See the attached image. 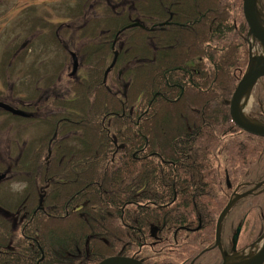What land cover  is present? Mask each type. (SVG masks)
Segmentation results:
<instances>
[{
    "label": "trees",
    "instance_id": "trees-1",
    "mask_svg": "<svg viewBox=\"0 0 264 264\" xmlns=\"http://www.w3.org/2000/svg\"><path fill=\"white\" fill-rule=\"evenodd\" d=\"M242 1L136 0L133 12L130 6L114 12L120 0H110L100 7L101 16L81 31L90 34L85 80L70 82L69 97L45 101L54 110L39 122L52 130L50 138L30 144L12 165L26 173V187L15 198H0V209L22 217L13 236L0 214V264H99L134 255L140 236L120 224L123 211L129 227L171 224L168 241L186 240L183 226L197 230L202 222L204 232L183 261L212 264L219 254L216 223L231 190L245 195L264 181V139L241 132L229 114L249 62ZM79 3L71 19L87 11ZM260 6L264 12V0ZM27 22V30L39 25ZM133 22L143 27L117 37L118 58L104 82L112 42ZM17 50L1 71L16 63ZM122 67L127 83L120 97L106 86ZM60 132L73 141H58ZM39 181L48 189L41 192ZM214 189L225 193V203L217 204ZM258 211L264 215V198ZM186 235L189 241L192 234ZM167 248L174 253L175 246Z\"/></svg>",
    "mask_w": 264,
    "mask_h": 264
},
{
    "label": "rangeland",
    "instance_id": "rangeland-1",
    "mask_svg": "<svg viewBox=\"0 0 264 264\" xmlns=\"http://www.w3.org/2000/svg\"><path fill=\"white\" fill-rule=\"evenodd\" d=\"M78 1L82 7L83 4L86 5L85 7L88 6V9L84 11V17L80 16V19H71L70 16L73 13L77 14L76 5ZM89 1L91 2L89 3ZM132 1L122 0L118 5L129 6L132 4ZM107 4L111 5L110 0H0V65L12 63L9 61V58L15 52L14 50L18 48L26 50V52L24 50L18 51L20 56L18 59H16L18 55L15 56L13 60L16 59V63L14 62L15 64L10 68L5 66L4 72L0 68V98L5 99L12 107L18 108L30 115V118L21 119L0 112V165L1 163L5 164L6 161L8 165L9 163L11 165L15 164L21 153L30 144H37V141L44 139V137L50 138L52 130L48 131L47 128L45 129L43 122L41 124L39 121L42 119L46 120L47 116L54 109L49 104L44 106V103L46 100L56 98L55 96L58 95L67 96L66 89L71 81L68 74L72 71L73 66L71 54L77 59V73H83L86 70L81 63L85 61L87 53L86 44L89 42L90 34L83 35L81 30L89 25L88 21L90 19L100 17L103 11L100 7H104ZM257 5H259V0ZM132 9L133 7L130 6L129 10L131 12H133ZM27 19H36L39 25L35 26L33 31L27 30V27L30 26ZM52 25H54L53 28ZM130 29L132 28L121 31L119 35ZM250 41L252 42V38H250ZM260 50L254 49L253 46L252 54L260 57ZM19 62L22 64L20 65ZM123 71L125 70L122 67V70L119 71L116 77L118 82L114 81L116 84L121 83L119 85L120 97L123 96L122 91L127 83L122 80ZM113 84L116 85L115 83ZM255 99L253 104V98L251 97L249 107L245 111V118L248 120H250L249 115L253 117L254 114H257L256 110L259 98L255 97ZM27 105H29V109L24 108ZM61 134L60 132L57 136L58 141L63 136ZM68 141L72 142L73 140L69 139ZM225 149H228V147ZM232 156L235 159V163L239 162L234 152ZM0 168L4 167L0 166ZM16 174L10 169L5 172L4 178L0 180L1 198L4 195L15 198L21 188H23V183ZM48 181L46 180L45 182ZM233 182L230 181L231 185ZM41 183L42 181H39V185L43 186ZM47 189L46 186L41 192ZM238 195L235 193L236 198L229 201V203L232 202L235 208L231 209L230 207L231 214H229L226 221H235V230H241V220L245 215V211H248L249 213L247 214V219L245 218L244 220L243 226L252 231V237L248 233L250 235L249 239L254 240L256 234H253V231L256 232L261 226L260 213L257 207H259V200L262 198L250 197L244 199V196H248L247 194L239 195L241 197H238ZM242 199L244 200L239 201ZM218 200L219 204H221L223 200L225 203L226 198L219 196ZM0 214L11 222L14 236L21 224L22 217L18 216V214L8 213L3 209H0ZM225 224L227 225V223ZM226 225H224L225 228ZM241 238H239L238 245Z\"/></svg>",
    "mask_w": 264,
    "mask_h": 264
},
{
    "label": "flooded vegetation",
    "instance_id": "flooded-vegetation-1",
    "mask_svg": "<svg viewBox=\"0 0 264 264\" xmlns=\"http://www.w3.org/2000/svg\"><path fill=\"white\" fill-rule=\"evenodd\" d=\"M121 1L122 0H120L119 3H121ZM134 1H136V0H133L132 4H133ZM119 3H115L116 7L113 8L114 12H117L121 8L124 11V9L126 7L130 6V5L129 6L123 5L122 6V4L118 5ZM107 5L109 6V4H107ZM259 9L262 10L261 6H260V2H259ZM82 29H84V28H82ZM247 43H248V41H247ZM249 50H250V45L248 43V59H249ZM262 55H263V53H261V56ZM82 64H83V68L86 69V66L84 67L85 64L81 63V65ZM77 70H78V67L76 65V70L74 72L71 71L68 74L69 80H71L70 82H78V83H80L81 81L85 80V77H86V74H87L86 70L83 73H77ZM110 81L111 82H109V84L106 86V88L109 89L111 92H113L115 94H119V92H120V86L119 85H121V83L119 82V84H116V82H118L117 78L115 79L116 82H114V80H110ZM113 83H115L116 85H114ZM110 84H111V86H110ZM37 90H39V89H37ZM69 90H70V83L68 84L67 89H66V91H67L66 95L67 96L58 95V96H55V97H69L70 96V92H71ZM253 94H254V97H252L253 101L255 102V100H256L255 97H258L259 98V103H258L257 110H256L257 114L256 115L254 114L253 117H252V115H250V116L257 123H259L261 125H264V78H262L261 80L258 81L257 85L254 88ZM0 102L9 105V103H7L6 100L3 99V98H0ZM24 108L25 109H29V105L24 106ZM65 138H69V133L66 134V135H63L61 137V140H64ZM197 152H198V154H203L204 153V151H202L200 149H198ZM22 155H23V152L21 153V155H20L19 159L17 160V162L15 164H12V165H17V163L21 161ZM62 160H63V158H60L59 162H61ZM202 162L203 161H200V163L198 164V167L200 169H202V167H201V165H202L201 163ZM12 165L10 163L8 165L7 161L5 162V164L1 163L0 166H2L4 168H0V173H1L0 180H2L4 178L5 172H7L8 169H10L12 171ZM46 166H49V162L48 161L46 163ZM15 173H17V172H15ZM16 175H18L20 177L21 182L23 183V188H21L20 192L18 193V195H19V194L22 193V191L26 187V183L23 181V178L26 176V173L23 172V173H21V175L17 173ZM52 178L54 180V177H52ZM213 180L217 181V179L215 177H214ZM211 182L212 181H206V182H204V184L206 186L211 185L212 187H214V183H211ZM202 185L203 184H201V186ZM200 189L201 188H199V190ZM231 191H232L231 195L234 194V193L239 194V195L244 193L240 189H234V190H231ZM212 194L216 198V200L218 201L217 204L219 203V200H218L219 196L225 197V195H224L225 193H223V191L219 192V190H217V189L212 190ZM233 196H235V195H233ZM250 197H254V198L255 197H260V198L263 199L264 198V185L262 187L258 188L256 191H253V194H251ZM243 200H241V201H243ZM259 202H260V200H259ZM257 209H258V207H257ZM123 212H122L120 224L125 226V230L126 231L138 233V235L140 236V241H139L140 244L138 243V240H137V244H139V245H138V247L136 249L137 251L134 252L135 253L134 255H126V253L123 252L125 255L123 254L121 257L117 256V258L132 259V260L138 262L139 264H184V261H183L184 252L187 251V249H190L192 241L198 239L201 236V233L204 232V226H203L202 222H200V225L198 226L197 230L193 229V227L191 225H188V226L186 225V226H183V231L181 233V237L188 239V236L186 234L191 233L192 236H191V239L189 241H187V239L186 240H181L180 239V241H178L176 238H173V239L170 238L169 241H168L167 238H165V237H166V234H167V229L170 228L171 224H166V225L163 224L162 227H160V226H156V225L150 223L148 225V227H147V230H145V228H143V227H137V228L136 227H129V226H126L127 222H125L124 219H123L124 218V213ZM248 213H249L248 211H245V215H244V217L241 220L242 221V228H241L242 232L240 230V234H239V237H238V241H239V238L242 237L241 240H240V244L241 245L239 247V248H241V250L246 248L247 246H249L251 244V242L255 243L259 239L260 232L264 228V215H263V216H260V218H261V220H260L261 221V226L258 228V230L256 232L253 231V234H256V238H255L256 241L255 240L253 241L252 239H249L250 235L248 233H250L251 237H252L253 236L252 235V231L248 230L247 227L243 226L244 220H245V218L247 219V214ZM227 218H228V216L223 221V224H222V227H221L219 245L216 244V238H215V246H216L219 254L217 255L218 257H216L213 260L212 264H221L222 263V256L229 257V256L232 255V253H231V251H232V241H233V238H234V235H235V232H236V230H235L236 227H235V221H233V223H231L229 226H228V224L226 225L225 223H227V221H226ZM201 223H202V225H201ZM224 225H226V228L224 227ZM227 228H229L228 232H227ZM167 246H169V247L175 246V250H173L174 253H172V251L170 252L168 250ZM192 253H194V252H192ZM107 259H109V258H107ZM198 259H199L198 257L195 258L191 262V264H194L195 261L197 262Z\"/></svg>",
    "mask_w": 264,
    "mask_h": 264
},
{
    "label": "water",
    "instance_id": "water-1",
    "mask_svg": "<svg viewBox=\"0 0 264 264\" xmlns=\"http://www.w3.org/2000/svg\"><path fill=\"white\" fill-rule=\"evenodd\" d=\"M257 0H243L242 1V12L246 24L248 26L249 36L253 38V40L257 41L263 48H264V16L261 18L257 11ZM138 24L131 25L128 28H132L137 26ZM115 59L113 60L112 64L110 65L107 72H109L110 68L113 67ZM249 67L241 78L239 83L237 84L235 91L231 97L230 104H229V114L231 121L233 124L242 132L250 134L252 136L264 138V126H261L247 118H243L239 111V102L243 95L250 91L255 83L264 78V59L263 58H251L249 59ZM76 68V62L74 60V67L73 71ZM0 109L4 110L5 112L10 113L13 116L17 117H27V115L19 110H16L8 105L0 103ZM232 206V202H230L221 212L218 217L216 223V243L219 245V231L221 222L226 215L227 211ZM240 229L236 230V234L234 236V243H233V252H235V244L239 235ZM238 254H234L231 258L236 259ZM228 260V259H227ZM225 257H223L222 264H264V232L261 236V246L259 250L254 254L241 262L238 263H229ZM99 264H139L138 262L132 259L126 258H109L106 259Z\"/></svg>",
    "mask_w": 264,
    "mask_h": 264
},
{
    "label": "bare ground",
    "instance_id": "bare-ground-1",
    "mask_svg": "<svg viewBox=\"0 0 264 264\" xmlns=\"http://www.w3.org/2000/svg\"><path fill=\"white\" fill-rule=\"evenodd\" d=\"M263 55H264V50H263ZM251 91H247L243 97L241 98V101L239 102V111L240 114L243 118H245V111L247 110V108L249 107L250 104V100H251V95H250ZM256 137V136H255ZM234 261H239V259H236Z\"/></svg>",
    "mask_w": 264,
    "mask_h": 264
}]
</instances>
